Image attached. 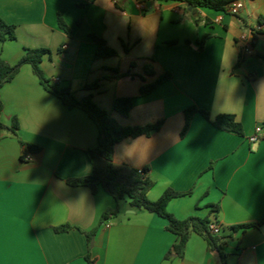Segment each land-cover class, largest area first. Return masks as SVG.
Masks as SVG:
<instances>
[{
    "label": "crops",
    "instance_id": "crops-1",
    "mask_svg": "<svg viewBox=\"0 0 264 264\" xmlns=\"http://www.w3.org/2000/svg\"><path fill=\"white\" fill-rule=\"evenodd\" d=\"M0 17L17 36L0 42V60L15 65L27 49H49L41 68L59 89L71 88L80 100L92 96L123 127L163 120L158 131L140 136L151 144L146 156H124L121 145L140 137L126 139L116 145L114 162L149 168L156 181L151 201L168 189L190 192L168 211L217 225L229 237L228 264H264V133L250 141L264 127V33L256 32L264 31V0H246L238 16L178 1L0 0ZM91 35L117 55L97 59ZM242 35L252 44L250 55L240 52ZM167 73L169 81L140 95L143 84ZM125 97L135 99L127 117L114 110L115 99ZM0 99V122L19 121L17 134L0 131V264H89V255L95 264H221L196 233L184 257H167L177 237L166 219L132 208L128 198L116 202L102 189L94 194L68 184L92 173L87 151L97 146L99 130L85 111L46 91L31 65L0 89ZM191 106L212 119L234 115L244 134L220 130L200 113L183 134ZM114 208L117 214L101 223ZM67 225L72 229L56 231ZM95 229L90 248L87 233Z\"/></svg>",
    "mask_w": 264,
    "mask_h": 264
},
{
    "label": "trees",
    "instance_id": "trees-1",
    "mask_svg": "<svg viewBox=\"0 0 264 264\" xmlns=\"http://www.w3.org/2000/svg\"><path fill=\"white\" fill-rule=\"evenodd\" d=\"M160 1H178L185 3L193 8H208L215 11L226 12L227 6L233 0H160ZM58 21L60 27L65 30L69 35L72 34L71 29L68 27L63 17L59 15ZM260 26H264V17L259 19ZM258 33H264L262 30L256 31ZM256 32L254 35L256 36ZM92 39L97 45L96 58H107L117 55V52L110 48L106 41L96 35H91ZM16 26L7 23L2 17H0V42H6L16 40ZM204 40L202 41V44ZM51 54V51L46 48L40 49H27L23 58L15 65H10L4 60H0V89L11 82L20 72L24 65H31L34 73L40 79V82L44 89L49 93L55 95L69 108H80L85 111L90 118L97 125L99 130V137L97 146L87 151V156L92 166V173L88 176L81 178L70 179L68 184L71 186H84L91 189L96 194L100 189L109 194L116 202H119L125 198L130 200V206L137 210H146L150 213L157 214L158 216L168 221L167 231L174 234L177 237L176 244L172 250L167 254V257L174 254L180 258L184 257L187 244L193 233H196L203 237L208 246L219 254L221 264L227 263V253L225 248L227 245V239L224 233L218 235L214 234L210 225L212 221L209 218L189 217L185 220L177 219L173 214L168 211V205L173 199L181 198L190 195V192H177L172 189L166 190L163 195L157 201H151L148 197L149 192L155 187L156 181L149 176V168L143 170H136L126 165H119L114 162V151L118 143L126 139H134L140 136H150L152 131H158L163 120L156 124H149L146 126L135 127H123L112 118V116L105 110L101 109L94 101L92 96H88L83 99H78L76 94L71 88L59 89L48 80L42 71L41 64L46 55ZM146 71L149 74H154V70L151 66L146 67ZM172 78L170 73H167L159 77L155 82L151 84H143L140 89V95L142 97L148 96L155 91L160 85L169 81ZM90 88V86H87ZM134 98H116L114 101V110L127 117L134 107ZM4 109V105L0 99V114ZM200 113L208 121H210L215 127L220 130L233 132L239 135H243V127L237 122L236 117L231 114H220L215 119L211 118L209 112L199 109L197 106H191L185 111L186 124L183 130L185 134L195 114ZM19 129L18 118L15 117L12 120L11 126H6L0 122V131H12L17 134ZM2 134H0V139ZM22 145L25 144L22 142ZM39 148L28 145V150L34 151ZM24 159V158H23ZM218 211V207H215ZM117 214V209H108L105 211L101 218V223L107 221L112 216ZM264 223V219L262 222ZM249 224L242 227H235L233 231L238 229H247L260 225ZM72 229V226L67 225L60 228H56V231H65ZM96 229L87 233L89 246L91 248L92 241L95 236ZM89 264H95V260L89 255L87 257Z\"/></svg>",
    "mask_w": 264,
    "mask_h": 264
},
{
    "label": "built area",
    "instance_id": "built-area-1",
    "mask_svg": "<svg viewBox=\"0 0 264 264\" xmlns=\"http://www.w3.org/2000/svg\"><path fill=\"white\" fill-rule=\"evenodd\" d=\"M115 2H117L118 0H114ZM245 1L246 0H233L226 9V13H228L231 16H238L240 14V12L245 8ZM224 18V14H221L219 17L216 18L215 22L216 23H220L222 22ZM239 45H240V52L242 53V55H250L253 52L252 49V44L251 42L248 40L247 36L242 35L239 39ZM57 81H59L57 79ZM264 133V127L263 126H257L256 128V132L255 134L250 138L251 142H258L261 140L262 136ZM32 160V156L31 154H28L25 157V161L30 162ZM210 229L211 231L218 235L221 233L220 228L215 225V224H211L210 225Z\"/></svg>",
    "mask_w": 264,
    "mask_h": 264
},
{
    "label": "clouds",
    "instance_id": "clouds-1",
    "mask_svg": "<svg viewBox=\"0 0 264 264\" xmlns=\"http://www.w3.org/2000/svg\"><path fill=\"white\" fill-rule=\"evenodd\" d=\"M150 147V142L147 140V138L144 137L137 138L130 144L121 145L124 156L128 158H132L134 156H139L143 158L147 155Z\"/></svg>",
    "mask_w": 264,
    "mask_h": 264
},
{
    "label": "snow or ice",
    "instance_id": "snow-or-ice-1",
    "mask_svg": "<svg viewBox=\"0 0 264 264\" xmlns=\"http://www.w3.org/2000/svg\"><path fill=\"white\" fill-rule=\"evenodd\" d=\"M2 241H3V236H2V231H0V245H2Z\"/></svg>",
    "mask_w": 264,
    "mask_h": 264
},
{
    "label": "water",
    "instance_id": "water-1",
    "mask_svg": "<svg viewBox=\"0 0 264 264\" xmlns=\"http://www.w3.org/2000/svg\"><path fill=\"white\" fill-rule=\"evenodd\" d=\"M154 132V131H153Z\"/></svg>",
    "mask_w": 264,
    "mask_h": 264
}]
</instances>
